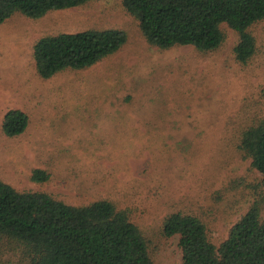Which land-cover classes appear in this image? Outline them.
Here are the masks:
<instances>
[{
  "label": "rangeland",
  "instance_id": "1",
  "mask_svg": "<svg viewBox=\"0 0 264 264\" xmlns=\"http://www.w3.org/2000/svg\"><path fill=\"white\" fill-rule=\"evenodd\" d=\"M118 29L128 43L82 71L45 80L35 44L45 36ZM211 53L157 48L122 0H91L32 20L0 25V176L20 192H44L72 206L110 200L129 212L156 264H183L180 236L166 237L174 213L200 218L219 247L253 206L264 218L262 175L240 148L264 119V21L250 31L257 49L236 59L237 32ZM10 110L28 114L19 137L2 126ZM47 171V183L32 180ZM0 264H23L0 249Z\"/></svg>",
  "mask_w": 264,
  "mask_h": 264
},
{
  "label": "trees",
  "instance_id": "2",
  "mask_svg": "<svg viewBox=\"0 0 264 264\" xmlns=\"http://www.w3.org/2000/svg\"><path fill=\"white\" fill-rule=\"evenodd\" d=\"M91 0H0V25L16 14L39 20L56 11L82 7ZM149 44L166 50L192 46L201 53L219 50L223 25L239 35L234 52L248 64L257 44L250 29L264 21V0H122ZM128 43L123 30H85L45 36L34 46L39 76L45 80L66 71L87 70L117 54ZM28 114L10 110L3 132L19 137ZM240 150L252 159L264 186V119L242 134ZM51 175L33 171L32 180ZM166 237L180 236L183 264H264V218L253 206L219 247L198 217L174 213L164 222ZM0 249L15 251L23 264H156L149 241L126 210L100 200L72 206L44 192H20L0 176Z\"/></svg>",
  "mask_w": 264,
  "mask_h": 264
}]
</instances>
